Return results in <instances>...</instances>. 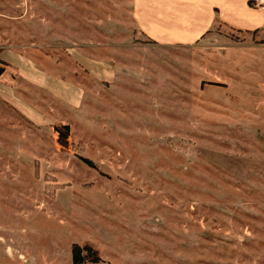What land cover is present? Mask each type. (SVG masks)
Wrapping results in <instances>:
<instances>
[{
	"label": "rangeland",
	"instance_id": "rangeland-1",
	"mask_svg": "<svg viewBox=\"0 0 264 264\" xmlns=\"http://www.w3.org/2000/svg\"><path fill=\"white\" fill-rule=\"evenodd\" d=\"M133 4L0 0V55L38 79L0 76V234L24 255L2 239L0 264H74L75 244L100 258L83 264H264V125L210 103L218 45L245 36L156 45Z\"/></svg>",
	"mask_w": 264,
	"mask_h": 264
},
{
	"label": "crops",
	"instance_id": "crops-1",
	"mask_svg": "<svg viewBox=\"0 0 264 264\" xmlns=\"http://www.w3.org/2000/svg\"><path fill=\"white\" fill-rule=\"evenodd\" d=\"M133 6V17L139 31L144 38L156 45L178 48L196 46L198 42L209 39L215 29L221 26L244 35L245 38L240 43L226 39L225 43L218 45L222 46L220 50L224 67L222 66L221 80L216 82L223 85L219 89L222 97L210 103L218 109H244L247 111L248 121L255 119L257 124L264 125V7L256 6L254 0H134ZM66 47L70 57L76 60L78 68L84 69L94 78H101V81H115L118 70L113 63L88 55L82 46ZM9 50L11 49L3 50L0 57L14 67L4 55ZM79 57L89 69L78 66ZM29 63L30 71L39 69L34 60ZM17 68L14 67L16 73L26 82L33 84L31 82L38 81ZM107 68L113 74L109 78L103 75ZM54 76L61 80L60 76ZM111 77H114L113 81ZM35 86L38 87L36 84ZM80 90L83 99L85 91L82 87ZM1 235L0 242L5 239ZM4 241V254L10 259L16 260L19 257L23 260V253L7 244L6 239Z\"/></svg>",
	"mask_w": 264,
	"mask_h": 264
},
{
	"label": "trees",
	"instance_id": "trees-1",
	"mask_svg": "<svg viewBox=\"0 0 264 264\" xmlns=\"http://www.w3.org/2000/svg\"><path fill=\"white\" fill-rule=\"evenodd\" d=\"M9 66L10 65L6 61L0 58V76L6 72L7 67ZM72 255L74 264H83L85 262L97 263L100 260L95 251H93L90 247H81L78 244L73 246Z\"/></svg>",
	"mask_w": 264,
	"mask_h": 264
},
{
	"label": "built area",
	"instance_id": "built-area-1",
	"mask_svg": "<svg viewBox=\"0 0 264 264\" xmlns=\"http://www.w3.org/2000/svg\"><path fill=\"white\" fill-rule=\"evenodd\" d=\"M254 4L258 7H264V0H254Z\"/></svg>",
	"mask_w": 264,
	"mask_h": 264
}]
</instances>
